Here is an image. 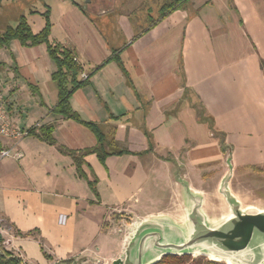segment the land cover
Listing matches in <instances>:
<instances>
[{
	"label": "crops",
	"instance_id": "obj_1",
	"mask_svg": "<svg viewBox=\"0 0 264 264\" xmlns=\"http://www.w3.org/2000/svg\"><path fill=\"white\" fill-rule=\"evenodd\" d=\"M101 1L44 0L47 9L26 16L37 33L49 10L51 41L75 49L87 74L120 51L123 67L110 61L71 98L83 120L128 151L104 163L85 155L87 179L62 151L97 138L51 111L58 89L46 44L0 49L14 125L55 126V143L33 135L0 143L12 152L0 162V233L22 264H111L125 248L122 214L158 215L181 186L183 221L185 184L176 181L207 195L219 191L213 172L227 154L234 171L264 166V0H190L142 30Z\"/></svg>",
	"mask_w": 264,
	"mask_h": 264
},
{
	"label": "water",
	"instance_id": "obj_2",
	"mask_svg": "<svg viewBox=\"0 0 264 264\" xmlns=\"http://www.w3.org/2000/svg\"><path fill=\"white\" fill-rule=\"evenodd\" d=\"M230 176L229 171L219 187L229 205L227 215L211 220L203 195L185 184L183 223L167 215L140 220L131 228L124 252L111 264H155L166 255L187 254L231 264H264V209L243 208L230 189Z\"/></svg>",
	"mask_w": 264,
	"mask_h": 264
},
{
	"label": "trees",
	"instance_id": "obj_3",
	"mask_svg": "<svg viewBox=\"0 0 264 264\" xmlns=\"http://www.w3.org/2000/svg\"><path fill=\"white\" fill-rule=\"evenodd\" d=\"M190 0H168L159 9V16L148 27L151 28L157 25L160 21L166 18L169 14L184 7ZM81 8H83L81 6ZM45 25L43 29L35 33L25 15H20L15 26L9 25L4 31L0 32V49L8 47L14 40L19 41L23 46H36L46 44L48 54L55 63V70L52 73V79L56 83L58 89V102L51 110L55 114L66 119L75 120L87 126L97 138L96 146L82 151L66 150L65 152L74 157L78 174L87 179V175L83 169L84 156L88 154H97L101 162H105L110 155H122L127 150L120 149L115 144L111 134H106L101 125L92 121H85L80 114L75 111L71 104L72 95L79 88L88 85L93 72L100 69L110 61H117L122 66L120 51L114 50L112 55L103 61L99 66L95 67L92 73L88 74L87 78H82L81 74L85 71L83 65L78 60V54L75 49L65 46L62 43L52 42L50 35L52 31V23L49 16V10L44 13ZM123 67V66H122ZM125 72V71H124ZM54 125H42L27 129L26 136H35L47 143H55L53 137ZM258 170V169H256ZM260 170V169H259ZM264 170V168H263ZM92 189L97 184V180L89 181ZM19 235L27 236L31 233H21ZM4 237L0 233V264H22V259L7 251L4 246ZM59 264H71V260L61 261ZM155 264H226L222 261H214L206 257L192 258L188 255H166Z\"/></svg>",
	"mask_w": 264,
	"mask_h": 264
},
{
	"label": "rangeland",
	"instance_id": "obj_4",
	"mask_svg": "<svg viewBox=\"0 0 264 264\" xmlns=\"http://www.w3.org/2000/svg\"><path fill=\"white\" fill-rule=\"evenodd\" d=\"M166 1L168 0H103L101 2L103 3L102 6L106 7L108 10L115 6V11L113 12L114 14L127 15L132 26L135 27L136 30H139L140 28L142 30L158 18L159 9ZM95 2L96 0H82V5L84 8L87 6L91 8ZM47 8L48 7H44V0H0V32L4 31L9 24L15 26L17 24V17L20 15L28 16L29 10L41 11ZM89 8V14L94 16V13ZM36 17L38 18L39 16L36 15ZM105 20H109L108 16L103 18L102 22L104 23ZM34 21L35 20L32 18V22ZM36 21L39 22V20ZM32 24L34 29L38 26V23ZM2 77L3 75L0 74V89L4 93L5 90L2 85ZM4 95L7 97L5 93ZM228 158L229 156L227 154L223 164L215 167L216 170L213 172V176L217 175V178L219 179V187L222 183V179L230 171L231 176L228 183L232 192L241 201L242 207L251 208L250 206H254L257 209H264V166L250 171L241 168L236 171H231L228 166ZM176 182L177 184L189 183L188 180ZM211 190L212 191L208 192L207 195H203V207L209 217H211V220H217L229 213V205L225 197L218 190ZM183 197L182 187L179 186L176 191H174V195L172 193L171 198L169 199V204L165 205L162 208V211L158 212V215L165 214L174 220L181 222L183 218L182 216L184 215V212L182 211ZM158 215L154 213L140 217L134 214H122L123 224H121L120 227L124 232L125 242L135 223H138L140 220L156 217ZM187 255L192 258L206 257L207 259H210L207 256H198V254Z\"/></svg>",
	"mask_w": 264,
	"mask_h": 264
},
{
	"label": "built area",
	"instance_id": "obj_5",
	"mask_svg": "<svg viewBox=\"0 0 264 264\" xmlns=\"http://www.w3.org/2000/svg\"><path fill=\"white\" fill-rule=\"evenodd\" d=\"M82 78H87L88 74L84 71L81 74ZM26 130H22L14 125L11 119V114L8 106L7 99L0 89V143L3 138H18L25 137ZM12 155L11 150L2 148L0 145V162Z\"/></svg>",
	"mask_w": 264,
	"mask_h": 264
},
{
	"label": "bare ground",
	"instance_id": "obj_6",
	"mask_svg": "<svg viewBox=\"0 0 264 264\" xmlns=\"http://www.w3.org/2000/svg\"><path fill=\"white\" fill-rule=\"evenodd\" d=\"M225 262H226V264H231L230 261H227V260H226Z\"/></svg>",
	"mask_w": 264,
	"mask_h": 264
}]
</instances>
